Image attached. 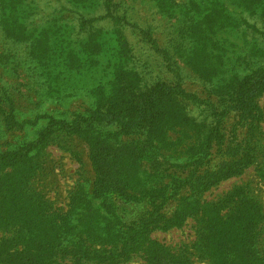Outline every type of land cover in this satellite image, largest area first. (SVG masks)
Returning <instances> with one entry per match:
<instances>
[{
  "label": "rangeland",
  "instance_id": "1",
  "mask_svg": "<svg viewBox=\"0 0 264 264\" xmlns=\"http://www.w3.org/2000/svg\"><path fill=\"white\" fill-rule=\"evenodd\" d=\"M25 1L32 6L28 10L31 16L25 13L29 17L22 18V24H15L12 29L19 32L15 37L20 39L25 36L23 33L32 34L26 43L40 58L36 61L32 55V60L29 58L17 69V63L10 61L24 58L19 53L15 58L11 57L14 49L21 51V41L10 43L3 30L0 31V51L4 52L0 56V85L9 87L14 94V110L18 118L27 117L31 112L33 116L38 112H48L60 118L55 122L53 129L56 130L46 145L44 174L37 177L36 186L58 210L67 211L71 203L76 206L74 217L79 230L75 238L78 246L86 250L96 236V240L102 243H95L93 247L104 252L113 247L111 241H114L118 225L135 226V221L152 214L174 216L173 211L178 204L191 199L194 183H188L182 189L183 181L194 176L195 171L198 175L205 174L222 160L219 155L213 156L212 160L207 155L201 165L191 170L190 157H196L193 145L197 139L192 130L173 117L165 121L127 125L125 119L130 118L127 115L136 111L132 107L137 103L135 92L160 79L201 98L216 100L215 104L222 106L223 92L231 75L240 69L239 64L244 61L264 63V0H233L230 4L227 0H190L197 14L203 15L202 12L208 9L212 14L205 19L197 18L195 23L192 20L193 24H189L192 37L181 54H175L174 58L170 55L171 62L150 48V42H141L140 35L134 32L125 34L127 30L119 22H80L81 15L90 18L106 12V6L96 4L97 0H88L90 5H86L87 0ZM18 2L15 4L12 0L9 4L17 6ZM1 3L4 5L5 0ZM124 5L132 13L130 17L137 19L140 25L151 23L157 28L156 36L161 46L174 44L170 32L176 18L162 15L147 0H126ZM226 9L235 16L244 13L256 28H247L244 24L228 26L231 19L225 14ZM54 18L59 20L52 24ZM216 25L220 27L219 31H214ZM41 26L51 27L44 30V36L39 35L35 40L33 34ZM124 34L133 48L129 54H133L126 59V68L123 65L118 69L126 72L125 79L118 81L113 63L116 60L123 62V56L128 52L117 50L119 45L112 39L116 35L123 41ZM58 39L61 42H57ZM180 46L181 40H178L176 52ZM107 71L111 72L110 79L99 81L101 89L95 92L93 82L104 77ZM44 72L46 77L41 74ZM40 81L46 82L44 88L50 92L40 88ZM104 88L109 92L120 89L115 94L114 105L121 104L123 120H103L91 111L85 113L91 105L92 112L97 110V106L98 111L106 107L101 93ZM127 89L128 94L124 97L123 92ZM173 93L176 94L177 90ZM258 103L264 109V94ZM189 105L190 113L182 121L186 118L198 121L209 112V108L197 107L194 102ZM81 113H85L88 119L82 123L83 126L75 121ZM206 119L216 121L212 116ZM234 120L231 117L226 126L223 125L225 133H229L228 124ZM45 124L46 120L39 122L32 127L35 133L31 134H40L38 128ZM164 127L165 133L162 132ZM221 144L223 141L220 140ZM257 178L254 166H250L242 175L232 176L205 189L202 201L222 198L233 187L249 184L255 193L262 188L264 203V184H258ZM195 218L190 214L181 224L152 230L144 237L148 235L159 241L169 252L191 249L197 238ZM129 254L131 258L127 257L121 264H146L140 253Z\"/></svg>",
  "mask_w": 264,
  "mask_h": 264
},
{
  "label": "trees",
  "instance_id": "2",
  "mask_svg": "<svg viewBox=\"0 0 264 264\" xmlns=\"http://www.w3.org/2000/svg\"><path fill=\"white\" fill-rule=\"evenodd\" d=\"M11 1L5 0L3 5L0 0V28H2L0 31L3 30L5 37L10 39V43L21 41L19 42L21 51L16 52L14 49L15 55L12 54L11 57L15 58L19 53L24 58L10 61L13 64L17 63L18 69L29 58L32 60V55H35L36 61L40 57L35 50L32 53L31 46L26 43L28 36L32 34L23 33L25 36L20 39L15 37V35L19 36V32L12 29L15 24H22L25 17H29L28 14L31 16V11L28 10L32 6H29L25 0H19L17 6L15 4L18 0H13L14 5L9 4ZM97 1L96 4L106 6V12L90 18L81 15L80 22H119L121 27L125 26L124 29L129 31L125 34L134 32L140 35L141 42L144 44L150 42V48L161 53L169 61L170 55L174 58L175 54H181L182 48L191 39L189 24H193L192 20L195 23L197 18L205 19L212 14L211 9L202 12L203 15L197 14L190 0H147L162 15L176 18V23L171 26L170 32L174 44L166 47L158 43L157 28L151 23H145L143 26L137 19L130 17L132 13L126 10L124 5L126 0ZM227 1L229 4L234 2ZM251 1L255 2V0ZM89 3L87 0L86 5H90ZM234 4L239 6L237 3ZM218 11L222 12L220 9ZM226 11L225 14L231 19L228 26L236 27L237 24L238 26L244 24L247 28H256L244 13L241 12L235 16V13L229 14L227 9ZM56 20L59 19L54 18L52 24H55ZM218 25L214 26V31L220 30ZM131 26L133 31L130 29ZM47 27L49 29L51 26L37 28L33 34L35 40L39 35L44 36L43 33ZM125 34L123 41L116 35L112 39L120 46H116L117 50L128 52L123 56V62L116 60L113 63L118 81H123L126 73L119 72L118 69L123 65L126 68L125 61L133 54V52L129 54L133 48L127 40L128 34ZM178 40H181V46L179 52H176L178 46L175 48V43ZM57 42H61V39ZM53 52L55 53V48ZM3 53L0 51V56ZM239 67L240 69L231 75L227 89L223 92L222 106H217L216 100L201 98L180 86L170 85L160 79L146 84L140 91L135 92L134 97L137 103L132 107H135L136 111L127 115L130 117L125 119L127 125L137 123L142 125L144 121H165L166 118L173 117L174 120H179L181 124L192 130L197 139L193 145L196 157H190L193 165L191 170L201 165L207 155H210V160L216 155H219L222 160L216 168L208 170L205 174L198 175L195 171L194 176L183 181L182 189L188 183H194L191 199L188 202L179 203L177 209L173 211L175 214L172 212L174 216L152 214L135 221V226L118 225L114 233V241H111L113 247L104 252L101 248L93 247L95 243L101 242L96 240V236L86 250L78 246L75 238L79 230L77 218L74 217L76 206L71 203L67 211H60L36 186L37 177L44 174L43 154L46 145L51 140L55 122L60 121V118L48 112H38L34 116L31 112V115L27 117L18 118L14 110L16 108L14 94L8 89L9 87L0 85V264H104V262L121 264V261L127 257L131 258L129 256L131 252L138 255L140 253L146 264H203V262L264 264L262 188L258 190L259 193H255L252 186H248L249 184L238 185L222 198L202 201L205 189L214 187L232 176L242 175L250 166H254L258 184L261 182L264 184V109L258 103L260 96L264 94V63L250 64L244 61L239 64ZM41 74L47 76L45 72ZM110 74L111 72L107 71L104 77L93 82L95 92L101 89L99 81L110 79ZM40 83L41 89L50 92L44 88L46 82L40 81ZM118 90L109 92L104 88L101 93L106 107H101V111H98L97 106V110L92 112L94 110L91 105L85 113L91 111L94 116L99 115L103 120H123L124 116H120L121 104L114 105L115 94L120 92V89ZM176 90L177 93L174 94L173 91ZM128 91L129 89L123 92L124 97L127 96ZM191 102H194L197 107L209 108V112L198 121H190L187 118L186 121H182V118L190 113ZM94 103L96 105L95 101ZM85 113L78 114V120L82 122L75 120L82 126L88 120ZM210 116L216 118V121L209 122L206 118ZM231 117L235 120L228 124L230 125L229 133H225L223 125ZM42 120H46V124L38 128L40 134L36 133L34 136L31 134L34 132L32 127L37 126ZM162 132L165 133V127ZM56 136L57 134L54 138ZM220 140L223 141L221 145ZM204 178L208 180H203ZM185 192L189 193L188 190ZM190 214L197 217L195 218L197 238L191 249L181 248L179 251L169 252L159 241L149 238L148 235L144 237L152 230L168 229L181 224Z\"/></svg>",
  "mask_w": 264,
  "mask_h": 264
}]
</instances>
